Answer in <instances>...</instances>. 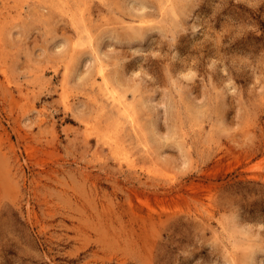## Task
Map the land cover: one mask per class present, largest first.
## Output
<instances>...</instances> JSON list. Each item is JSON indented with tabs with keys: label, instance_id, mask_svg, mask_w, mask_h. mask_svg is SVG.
I'll use <instances>...</instances> for the list:
<instances>
[{
	"label": "rangeland",
	"instance_id": "1",
	"mask_svg": "<svg viewBox=\"0 0 264 264\" xmlns=\"http://www.w3.org/2000/svg\"><path fill=\"white\" fill-rule=\"evenodd\" d=\"M0 264H264V0H0Z\"/></svg>",
	"mask_w": 264,
	"mask_h": 264
},
{
	"label": "bare ground",
	"instance_id": "2",
	"mask_svg": "<svg viewBox=\"0 0 264 264\" xmlns=\"http://www.w3.org/2000/svg\"><path fill=\"white\" fill-rule=\"evenodd\" d=\"M100 67V66H99ZM98 71H101V69L100 70H98ZM101 78H102V76H101ZM107 89H109V87L107 88ZM113 93V92H112ZM107 94V93H106ZM111 95V94H110ZM117 100V99H116ZM120 100H118V102H119ZM115 102V101H114Z\"/></svg>",
	"mask_w": 264,
	"mask_h": 264
}]
</instances>
